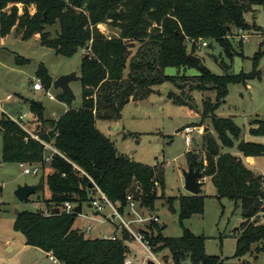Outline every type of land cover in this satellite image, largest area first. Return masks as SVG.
<instances>
[{
	"label": "trees",
	"instance_id": "16d2710c",
	"mask_svg": "<svg viewBox=\"0 0 264 264\" xmlns=\"http://www.w3.org/2000/svg\"><path fill=\"white\" fill-rule=\"evenodd\" d=\"M16 5H23L21 16L17 14ZM32 5L36 9L34 15L28 10ZM254 7L264 11V0H0L2 37H7L11 30L16 31L22 41L40 34V44L64 58L90 49L80 62V108H69L73 100L59 92L56 98L68 109L53 121L45 118L42 103L25 101L36 126L40 127L36 134L29 132L51 144L58 153L49 163L43 162L44 155L49 153L43 145L10 117L2 114L0 118L1 162L40 166L41 172L46 167L50 169L45 179L51 196L45 200V206L52 213L47 216L40 211L20 212L13 223L27 247L51 253L60 264H124L130 254L128 243L134 242L125 227L108 221L106 224L114 225V240L89 238L83 227L75 226L77 214L54 211L60 210L65 202L74 206L89 205L87 193L92 180L123 216L128 195L133 196L139 207L152 213L158 200L164 201L171 213L176 212L174 203L178 202V223L183 229L180 237H165V226L158 222L138 229L153 254L166 250L170 259L163 258L173 264H223L219 257L205 255L203 236L194 235L183 227L193 215L203 214L204 198L190 194L166 197L162 165L151 168L120 156L115 146L96 129V121H120L123 108L130 101L151 96L155 86L174 83L177 76L165 75L166 69L194 68L200 90L209 88L217 94L215 102L206 99L202 103V118L211 117L216 140L212 142L204 136L203 160L191 151L185 154V159L193 169H200L210 178L218 200L226 198L235 206L240 205L246 222L238 230L241 234L235 257L246 255L254 245L256 251H263L259 245L264 241V227L247 222L259 210L258 200L264 197V190L241 157L262 156L264 147L239 141L241 130L231 119L214 117L216 108L227 96L228 85H246L258 74L254 71L249 75L215 76L202 63L196 67L187 59V55L197 51V43L206 40L220 45L231 59L237 54L230 43V39L236 37L233 30L261 31L245 20V15L253 12ZM56 24L57 35L50 39L45 28ZM103 24L117 32V37L101 34L97 26ZM238 45L242 47L241 40ZM258 57L260 54L253 58L254 66ZM24 60L16 64L21 66ZM35 79L45 90L52 88L53 82L41 64ZM168 97L175 104L185 106L174 95ZM32 120L23 121V127L32 125ZM251 125L250 135L264 137L263 122L253 120ZM235 142H238L241 157L221 153V148H233Z\"/></svg>",
	"mask_w": 264,
	"mask_h": 264
},
{
	"label": "rangeland",
	"instance_id": "374dc122",
	"mask_svg": "<svg viewBox=\"0 0 264 264\" xmlns=\"http://www.w3.org/2000/svg\"><path fill=\"white\" fill-rule=\"evenodd\" d=\"M16 8L18 16H21L23 5H16ZM8 10L7 8L5 12ZM28 10L31 15L36 12L33 5ZM245 20L246 23L254 24L260 28L261 31L245 32L248 39L242 42V47L238 45V38L230 39L231 45L237 52V54H233L231 59L224 54L220 45L209 40L205 41L209 46L196 51L194 56L201 59L202 64L215 76L225 74L233 76L239 73L249 75L254 71L257 72L258 77L250 79L246 85L233 83L227 86V96L216 108L214 117L231 119L241 130L239 141L264 146V137H255L249 134L253 120H260L264 123V11L261 7H254L253 12H248L245 15ZM97 29L107 37H117L118 35L117 32L104 24L98 25ZM45 32L50 34V39H54L58 32V25L46 27ZM233 33L234 36L239 35L238 30H233ZM40 38L39 34L30 40L22 41L14 30H11L7 37L0 35V118L2 114L10 117L11 120H18L20 115L29 116L33 119V123L26 126V129L35 134L36 129L40 127L36 126L37 122L35 117L30 114L26 100L42 103L45 118L48 120L57 121L64 110L68 109L66 104H61L56 98L59 90L54 91L53 87L49 90L56 101H50L42 91H32L33 82L36 80L35 73L40 64L46 68L53 82L57 77L72 74V72H76V75L79 76L80 62L85 56L82 51L71 58L56 55L52 50L40 44ZM257 54H260L259 61L257 66H254L253 58ZM23 59L25 60L21 66L16 64ZM164 74L177 76V79L174 83L155 86L153 94L146 99L136 102L130 101L121 111L120 121H96V129L115 146L120 156L151 168L163 165L165 175L163 192L166 197L187 196L189 193L184 191V177L182 175V171H187L185 154L191 151L195 155L197 154V158L203 160L206 146L205 133L211 132L216 140L211 126V117L202 118V103L206 99L212 103L215 102L217 94L209 88L200 90L196 78L198 73L194 68L184 70L168 68ZM70 89L75 99L69 108L72 110L80 108L82 104L80 81H72ZM169 94L174 95V98H177L185 106L175 104L173 99L168 97ZM8 95L10 98L7 100ZM186 125L197 127L199 131H202L201 135L197 131L190 134L191 137L196 138L197 144L191 141V146H187L184 143L182 129ZM1 143L2 135L0 132V264H51L46 255H42L35 248L22 249L23 237L13 228L16 217L14 211L19 213L40 211L44 213L45 200L50 199L51 196L45 179L50 169H45L37 176L24 175L22 173L23 168L19 164L1 162ZM237 144L238 142H235L233 148H221V153L240 156L237 151ZM243 161L256 177L261 176L260 181L264 188V154L252 157L249 161L244 159ZM43 176L45 179L43 192L37 196H30L25 203L19 202L14 196L17 186L27 183L36 184L39 178ZM202 190L200 196L204 198L203 214L193 215L184 222L183 227L194 235L203 236L206 239L205 255L219 257L223 260V264H264L263 241L259 245L263 251H256L254 245L246 255L235 257L237 240L241 234L238 229L246 222L242 217L240 205L235 206L226 198L218 200L216 198L217 191L210 178L204 179ZM157 192L160 193V190ZM174 207L176 212L171 213L165 202L158 200L155 203V211L157 209L158 211L152 213L141 207H138V210L157 216L158 223L165 226L163 235L173 238L183 234V229L178 223V202L174 203ZM82 210L83 217H88L86 214L92 212V209H87V204L82 205ZM254 217H257L256 213L248 220V225H254ZM86 223L89 221L80 216L75 226L84 227ZM92 226L89 238L102 236L107 238L110 235V230L114 228V225L110 223L104 224L102 226L104 232L99 233L100 226L97 224H92ZM128 246L130 249L128 256L133 264H142L143 260L150 257L147 251L137 243L130 242ZM10 249L11 251H9ZM153 256L159 260H167L163 258L165 256L170 259L166 250L153 254ZM168 260L166 264H173Z\"/></svg>",
	"mask_w": 264,
	"mask_h": 264
},
{
	"label": "built area",
	"instance_id": "2783aa9c",
	"mask_svg": "<svg viewBox=\"0 0 264 264\" xmlns=\"http://www.w3.org/2000/svg\"><path fill=\"white\" fill-rule=\"evenodd\" d=\"M238 34L236 35V38H238L239 40H241L242 42L247 41L248 36L245 35V33L241 30H238ZM209 45L205 42V41H200L199 43H197V51H200V49L204 48V47H208ZM82 53L84 55H88L90 53V49H83ZM33 91L35 92H44V96L46 98H48L50 101H56V98H54L51 93L49 92V90H45L44 87L42 86V83L39 82L38 80H35L33 82V86H32ZM10 98V96H8L6 99L8 100ZM25 116H20L18 120L13 119V121L15 123H17L24 131L28 132L30 134V136L36 140L37 142H39L41 145H43V147H45V149L49 152L48 154H45L43 157V162L44 163H49L52 156L54 154H58L57 151L55 150V148L51 145V144H47L44 141H40L38 136H34L33 134H31L26 128L23 127L22 122L25 121ZM197 131V133L199 135L202 134V131H199V129L197 127H190V126H186V128L183 130L182 133V137L184 138V143L187 144V146H191L192 144V137H191V133ZM21 168H23L22 173L24 175H33V176H37L40 172H41V167L40 166H33V165H27V164H20L19 165ZM29 166V167H26ZM90 186L91 188L88 189V198L90 200L89 206L90 209H94L96 211V213L98 214L95 218H87L86 216L83 217L82 213L81 214H77L78 216H81V218L87 219L89 221V223H86V228L84 229V233L86 235H89L92 231V224H106L108 221L110 222H115L118 223L119 225L125 227L127 229V231L130 233V236L132 238V241H134L135 243H137L140 247H142L144 250L147 251L148 255L150 256L149 258L143 260L142 264H147L148 260H151L154 264H166L164 263L163 260H159L158 258H155L153 256L151 247L149 245V242L144 238V236L142 234L139 233L140 227L145 228V226H147L150 222H158V217L155 215H150L149 213H144V212H139V206L137 207V202L134 201L133 196L132 195H128L126 197V201H127V207L125 208V215H120L118 209L111 204V202L108 200V198H106V196L100 191V189L97 187V185L90 180ZM258 203L260 205L259 210L256 212V216L253 219V223L256 226H262L264 227V197L260 198L258 200ZM76 207L72 205L69 202H65L61 207L59 211V214L65 213L67 215H76L74 213V208ZM44 214L49 216L52 212L47 211L46 209L43 210ZM108 214L105 215V217H102V215H104L106 212H108ZM137 229H134V228ZM102 238H105L104 236H102ZM108 239L114 240V236L109 235ZM264 246V241L263 244ZM47 259H49L51 264H60L57 259H55L53 257V255L51 253H47L46 254ZM124 264H133L132 260L130 259V257H128L127 259H125Z\"/></svg>",
	"mask_w": 264,
	"mask_h": 264
},
{
	"label": "water",
	"instance_id": "95a60500",
	"mask_svg": "<svg viewBox=\"0 0 264 264\" xmlns=\"http://www.w3.org/2000/svg\"><path fill=\"white\" fill-rule=\"evenodd\" d=\"M188 61L192 62L196 67L200 66L201 59H198L194 55H187ZM72 81H80V77L76 75V72H72V74L59 76L56 80L53 81L52 87L54 91L59 90L62 95L71 98L72 100L75 99L73 96V92L70 89V84ZM209 141L215 142L214 137L212 136L211 132H207L204 135ZM182 175L184 177V191L189 193L192 196H200L202 194L201 188L203 187L204 181V174L200 171V169H193L192 165L189 164L187 167V171H182ZM261 176L257 177L259 181ZM91 186H89V189ZM43 191V179L39 178L36 184H24L17 186L16 190L14 191V196H16L17 200L21 203L27 202L30 196L39 195ZM90 208V206H88ZM75 214L82 213V205L77 204L76 207L73 209ZM56 214H59L58 210H54ZM15 215L17 216L19 212L14 211ZM165 260L164 263H166ZM147 264H154L151 260L147 261Z\"/></svg>",
	"mask_w": 264,
	"mask_h": 264
},
{
	"label": "crops",
	"instance_id": "0c3cea01",
	"mask_svg": "<svg viewBox=\"0 0 264 264\" xmlns=\"http://www.w3.org/2000/svg\"><path fill=\"white\" fill-rule=\"evenodd\" d=\"M32 91H33V89H32ZM33 92H35V91H33ZM9 96V95H8ZM7 96V97H8ZM6 97V98H7ZM60 102V101H59ZM61 104H64V103H62V102H60ZM66 111V109L64 110V112ZM20 116H25V115H20ZM25 121L27 122V121H29V116L28 117H26L25 118ZM187 126V125H186ZM186 127H184L182 130H184ZM182 130L179 132L180 134H181V132H182ZM182 136V135H181ZM184 139V138H183ZM192 142H194L195 144H197V140H196V138L195 137H192ZM186 144V143H185ZM187 145V144H186ZM264 147V146H263ZM252 158V157H251ZM251 158H244L243 157V159L245 160V161H249V160H251ZM243 159H242V161H243ZM243 163H244V161H243ZM204 164H205V162H204ZM187 167H188V163H187ZM162 168H163V165H162ZM46 169H47V167H46ZM163 170H164V168H163ZM43 172V171H42ZM41 172V173H42ZM49 172H50V170H49ZM42 178V177H41ZM207 177H205L204 176V179H206ZM204 182V181H203ZM43 189H44V179H43ZM262 189L264 190V188L262 187ZM201 190H202V188H201ZM88 206L89 205H87V209H90V208H88ZM43 208L44 209H47V206H43ZM156 211H158V209L156 210ZM155 211V212H156ZM83 212V211H82ZM107 214V212L104 214V215H106ZM88 217L87 218H92V217H96L97 215H96V211L94 210V209H92V212L91 213H89V214H86ZM80 217V216H79ZM78 217V218H79ZM78 218H77V220H78ZM76 220V221H77ZM98 226H100L99 227V229H98V231H99V233L101 232V233H103L104 232V229H103V225H100V224H97ZM87 226H86V224L84 225V227H83V231H84V229L86 228ZM239 230V229H238ZM92 232V231H91ZM86 235V234H85ZM90 235V234H89ZM89 235H86L87 237L89 236ZM110 235H113V231L112 230H110ZM118 236V235H117ZM21 244H22V249H25V248H28V247H30V246H26L25 244H24V239L21 241ZM36 249V248H35ZM37 251H39L42 255H46L47 253H43L42 251H40L39 249H36ZM9 251H11V249L9 250Z\"/></svg>",
	"mask_w": 264,
	"mask_h": 264
}]
</instances>
